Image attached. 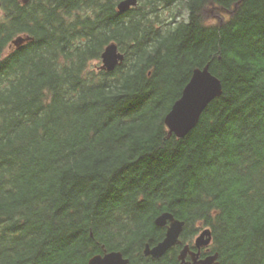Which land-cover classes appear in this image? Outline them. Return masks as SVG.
<instances>
[{
    "label": "trees",
    "instance_id": "1",
    "mask_svg": "<svg viewBox=\"0 0 264 264\" xmlns=\"http://www.w3.org/2000/svg\"><path fill=\"white\" fill-rule=\"evenodd\" d=\"M119 1L0 0V264H164L143 255L164 212L181 245L208 227L218 264H264V0ZM206 65L222 93L176 138Z\"/></svg>",
    "mask_w": 264,
    "mask_h": 264
},
{
    "label": "water",
    "instance_id": "2",
    "mask_svg": "<svg viewBox=\"0 0 264 264\" xmlns=\"http://www.w3.org/2000/svg\"><path fill=\"white\" fill-rule=\"evenodd\" d=\"M25 2V1H24ZM1 5V4H0ZM137 5V0H120L116 9L119 13H125ZM29 38L18 37L12 41L14 47H18ZM124 59V54L118 49L115 43L105 46L100 55L101 70L111 72ZM222 93L220 80L209 71L208 65L202 69H194L188 83L182 90L181 96L170 108V111L164 118L165 126L170 134L176 138H183L190 132L198 122L202 112L215 98ZM155 226L165 227L163 239L156 245L150 246L145 244L143 255L154 259L162 257L171 247L180 244V234L182 232L184 222L174 218L168 212L161 213L154 219ZM211 231L209 228L203 229L195 238L194 245L199 250L201 247H207L211 243ZM189 253L190 261H186L185 257ZM199 252H190L185 245L179 255V264H218V253L214 252L201 260H198ZM127 258L118 251H112L104 254L92 256L87 264H128Z\"/></svg>",
    "mask_w": 264,
    "mask_h": 264
},
{
    "label": "flooded vegetation",
    "instance_id": "3",
    "mask_svg": "<svg viewBox=\"0 0 264 264\" xmlns=\"http://www.w3.org/2000/svg\"><path fill=\"white\" fill-rule=\"evenodd\" d=\"M187 244V243H186ZM185 244H183V245H179V246H177V247H172L170 250H172V249H175L176 250V252H177V254H176V260H177V263L176 264H179V260H178V255H179V253H180V251H181V249L183 248V246H184ZM187 245H189V244H187ZM194 239H193V242H192V244L191 245H189V251L190 252H194V253H197V252H199V256H198V260H201V259H203L204 257H206L207 255H209V253H210V250L209 249H207V247H201L199 250L195 247V249H194ZM167 253V252H166ZM165 253V254H166ZM165 254L161 257V260L163 259V263L164 264H172L171 262L170 263H167V262H169V258H164L165 257ZM129 260V259H128ZM185 260L186 261H190L191 260V256L189 255V253L186 255V257H185Z\"/></svg>",
    "mask_w": 264,
    "mask_h": 264
},
{
    "label": "rangeland",
    "instance_id": "4",
    "mask_svg": "<svg viewBox=\"0 0 264 264\" xmlns=\"http://www.w3.org/2000/svg\"><path fill=\"white\" fill-rule=\"evenodd\" d=\"M1 10H0V16H1ZM169 14V12H166V15H168ZM210 15H213L212 13H209ZM186 16H187V14H186V11L185 10H181V18H183V19H186ZM96 64H98V66H100L101 65V61H99V62H97Z\"/></svg>",
    "mask_w": 264,
    "mask_h": 264
}]
</instances>
